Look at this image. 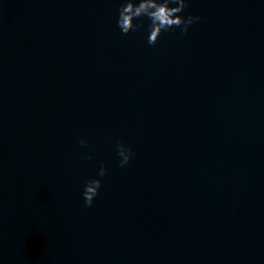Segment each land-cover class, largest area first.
<instances>
[{
    "label": "water",
    "instance_id": "obj_1",
    "mask_svg": "<svg viewBox=\"0 0 264 264\" xmlns=\"http://www.w3.org/2000/svg\"><path fill=\"white\" fill-rule=\"evenodd\" d=\"M118 3L0 0V264H264V0Z\"/></svg>",
    "mask_w": 264,
    "mask_h": 264
},
{
    "label": "clouds",
    "instance_id": "obj_2",
    "mask_svg": "<svg viewBox=\"0 0 264 264\" xmlns=\"http://www.w3.org/2000/svg\"><path fill=\"white\" fill-rule=\"evenodd\" d=\"M187 6L188 0H119L115 24L122 34H128L141 28V21L147 19L148 23L144 26L146 43L155 45L162 33L174 32L177 28L182 34L187 33L189 27L200 20L198 15L183 14ZM78 143L86 146L87 141L81 137ZM115 146L118 163L123 167L128 164L134 153L131 146L120 140L115 141ZM105 171L101 162L97 177H103ZM100 187L99 178H90L84 182L81 195L85 206L92 205Z\"/></svg>",
    "mask_w": 264,
    "mask_h": 264
}]
</instances>
